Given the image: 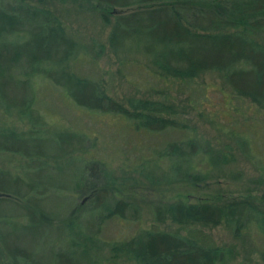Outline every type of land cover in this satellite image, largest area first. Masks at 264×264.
<instances>
[{
	"label": "trees",
	"instance_id": "trees-1",
	"mask_svg": "<svg viewBox=\"0 0 264 264\" xmlns=\"http://www.w3.org/2000/svg\"><path fill=\"white\" fill-rule=\"evenodd\" d=\"M36 1L37 4L33 0H0V101L32 126L44 124L39 122L41 116L34 107L37 78L62 88L81 108L121 116L136 129L153 133L186 128L169 89L176 80L193 79L206 72L219 73L236 96L264 108V42L255 37L264 33V0H95L102 5V22L110 27L107 48L114 53L139 49L148 59L144 70L157 75L165 87L159 91L163 93L160 98L133 97L127 105L111 96L100 79L68 68L75 42L45 6L47 0ZM30 131L27 135L0 132L1 139L10 141L0 143V151L28 159L41 157L36 165L40 167L46 166L47 157L59 159L78 144L72 132L59 131L54 137L42 138L39 133L43 130ZM42 139L54 151H29L20 146L23 141ZM198 142L194 136L186 135L168 142L159 153V158L167 161L164 177L169 183L195 187L207 184L212 166L230 163L229 154ZM238 142L245 155L248 140L240 137ZM144 162L147 167L149 161ZM151 165L155 169L161 167L158 160ZM84 168L82 176L70 186L50 180L39 182L32 175L27 179L12 177L0 169V206L20 207L18 212L0 213V246L11 264H93L85 250L77 251L71 245L61 249V228L56 229L58 237L53 238L50 255L36 252L31 241L22 242L19 231L33 234L40 230L44 234L46 229L52 230L54 218L39 201L48 187L89 194L91 211L98 212L95 218L86 220L90 225L84 226L88 234L104 221L122 216L131 207L135 209L124 200L102 196L110 177V169L103 161L89 160ZM3 178L9 180L5 182ZM262 194L230 198L218 191L195 201L185 195L157 204L155 219H169L182 229L140 230L127 239L112 242V257L134 264H226L233 258V250L213 243L202 228L223 224L236 237L251 229L264 237ZM261 255L264 260V250Z\"/></svg>",
	"mask_w": 264,
	"mask_h": 264
},
{
	"label": "rangeland",
	"instance_id": "rangeland-1",
	"mask_svg": "<svg viewBox=\"0 0 264 264\" xmlns=\"http://www.w3.org/2000/svg\"><path fill=\"white\" fill-rule=\"evenodd\" d=\"M33 3L37 4V1L33 0ZM45 6L58 17L67 36L75 42L73 56L66 64L69 69L82 76L100 79L108 93L125 105L133 97H162L163 93L159 91L165 89L164 84L152 71L144 70L148 59L143 52L133 48L114 53L107 48L110 27L99 16L102 5L95 0H47ZM255 37L264 42V33ZM169 90L177 103L178 115L186 124L183 131L153 133L136 129L132 122L121 116L92 112L75 105L62 88L40 78L35 83L34 107L43 125L32 126L0 101V132L27 135L30 130L38 129L43 130V133L37 131L39 136L45 138L54 137L59 131H68L74 133L78 141L70 153L59 159L49 156L44 159L46 166L41 164L40 167L36 165L41 157L28 159L13 152L0 151L1 170L12 177L27 179L32 175L39 182L50 180L70 186L74 179L82 176L87 161L98 159L110 169L109 185L102 196L124 200L135 207L122 216L104 221L100 228H93L88 234L84 229L86 224L90 226L86 220L95 218L98 212L91 211L89 194L48 187L39 201L54 218L52 230L46 229L44 234L40 230L33 234L19 231L24 244L31 241L36 252L50 255L53 253V238L58 237L56 229L61 228V249L71 245L77 251L85 250L93 264H134L113 258L110 244L143 229H182L169 219L157 221L154 215L157 204L182 199L185 195L195 201L218 191L230 198L247 194L255 197L262 193L264 196V108L236 96L217 72L176 80ZM186 135L194 136L200 145L207 144L215 151L230 155V163L211 167L207 184L182 186L169 183L167 176L164 177L168 165L164 157L159 158V153L168 142L183 139ZM240 137L248 140L245 155L239 148ZM8 141L0 138V143H10ZM47 142L44 139L23 141L20 146L29 151H54ZM145 159L149 161L147 167ZM154 160H158L161 167L153 168L151 163ZM7 180L3 178V181ZM17 187L21 188L20 185ZM38 187L42 188L41 183ZM261 207L264 209V204ZM19 209L10 204L2 205L0 213L18 212ZM202 230L216 245L233 250V258L226 264H264L261 255L264 237L255 229L241 237L234 236L232 230L223 224ZM0 264H11L1 246Z\"/></svg>",
	"mask_w": 264,
	"mask_h": 264
}]
</instances>
